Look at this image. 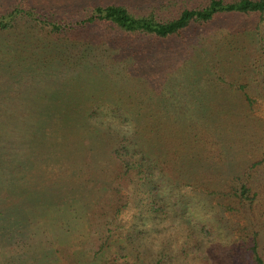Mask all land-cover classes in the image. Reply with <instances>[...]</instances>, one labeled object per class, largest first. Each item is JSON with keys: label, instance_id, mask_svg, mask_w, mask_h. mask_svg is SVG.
Returning a JSON list of instances; mask_svg holds the SVG:
<instances>
[{"label": "trees", "instance_id": "1", "mask_svg": "<svg viewBox=\"0 0 264 264\" xmlns=\"http://www.w3.org/2000/svg\"><path fill=\"white\" fill-rule=\"evenodd\" d=\"M32 11L35 10H29L30 13ZM232 14L264 15V0H209L205 7L185 8L180 16L168 22L158 21L153 16L136 17L120 5H100L74 29H65L61 22L55 23L47 37V47L50 49L49 55L52 54L50 59H54L52 63L57 65L58 62L64 67L69 63L67 57L71 47L84 42L86 48L98 49L106 44L109 36L114 37L112 32L121 37L112 44L114 55L108 63L113 67L119 65L112 70L122 78L120 85L123 86L125 96L134 99L136 103L138 101L134 110L126 109L131 119L126 118L125 121L139 119L135 137L138 140L139 136V143L133 153L130 147L122 146L123 150L116 149L107 155V142L96 138L95 145L107 155L104 160L100 158V161L90 154L89 149L93 145L83 148L88 143L83 141L79 132L84 131V136L88 134L87 121L92 112L89 113L87 108L82 107L90 105L94 99L88 91V82L94 76L96 83L95 77L103 80L101 76L104 78L107 74L101 69L85 70L84 81L80 84L75 82L69 88L67 96L63 94L66 92L64 90L48 100L46 112L42 113L43 119L37 124L39 130L32 132L31 153L14 156L0 152V244L9 243L11 236L19 232L15 227L21 228L23 222L27 223L30 213L35 212L33 203L38 204L44 199V207L53 201L56 209L69 213L68 219L77 222V228H81L85 237L89 238L90 245L97 249V255L102 256L104 264H146L147 261L149 264L204 263L205 259L200 256V234L194 231L195 228L188 219V216L197 215L193 210H181L179 201L167 203L162 191L174 187L178 189L181 185H187V181L193 180L211 195L219 193L227 204V211L236 210L238 204L246 209V202L253 210L258 193L253 191L254 185L249 176L251 170L249 168L250 172L245 176L239 174L238 166L233 167L234 161L241 154L230 145V136H234L231 125L236 121L249 126L246 107L243 106L240 112L233 109L236 104L224 100L208 104L204 110L197 108L191 111L184 110L183 107L169 110L166 105L158 109L155 104H161L162 100L180 98L183 102L187 98L182 97L187 95L179 91L168 97L159 94V90L152 94L147 88L140 86V77L133 75L134 70L128 71L130 67H120L126 65V57L129 55L127 51L133 52L135 48L131 43L133 40L140 37L182 39L194 25L212 26L214 23L218 24L219 16ZM23 16L24 9L21 5L5 11L0 3V32L8 34L7 38L5 36L6 47L11 55V60L7 61L8 67L1 64L0 71L11 79L25 69V61L20 60L23 52L29 54L27 56H33L36 50H42L31 45L30 41L25 42L22 35L19 38L12 36L13 31L21 27ZM252 34V31L235 30L220 39L209 38L199 42L201 57L205 58L204 66H208L211 73L218 74V81L227 82L230 67H237L243 74L250 69L248 57L254 50L250 42ZM262 47L259 59L261 65H264V45ZM191 54L188 56L194 59V53ZM32 59L34 64L26 68L31 74L37 65L35 59ZM193 61H186L185 69ZM49 66L50 62L47 60L43 67L50 69ZM133 80L137 84H132ZM239 83V88L244 90L247 83ZM237 96L243 104L249 101L248 97L244 100L242 95ZM74 97L79 99L75 101ZM68 102L70 104L65 108H74V105L82 107L78 106L80 110L69 111L61 106ZM259 132L257 129L256 137L250 135L249 139L254 142L259 138ZM243 140L245 139L240 138L236 144L240 145ZM51 157L54 158L53 165L48 163ZM112 158L118 162L111 161ZM263 164L264 154L258 163L253 164L252 169ZM219 169L224 170V174L218 173ZM131 187V195L121 194L122 190H130ZM13 192L22 193V198H18L20 205L13 203ZM29 193L34 196L31 197ZM130 204L135 205L134 220L124 232L116 219ZM167 204L174 211L169 212ZM28 210L30 213H27ZM208 226V221L202 224L203 234L207 233ZM251 242L254 264H264L263 256L258 250L257 234L253 235ZM80 261L82 260L69 257L63 264H81ZM21 262L13 255L2 259L0 264Z\"/></svg>", "mask_w": 264, "mask_h": 264}, {"label": "rangeland", "instance_id": "2", "mask_svg": "<svg viewBox=\"0 0 264 264\" xmlns=\"http://www.w3.org/2000/svg\"><path fill=\"white\" fill-rule=\"evenodd\" d=\"M208 2L209 0H0L5 11L19 5L24 9L22 25L13 31L12 36L19 38L22 35L25 37V42L30 41L31 45L34 44L35 47L42 49L36 50L33 56H27L29 54L25 52L20 55V60L25 61L23 62L25 69L16 77L8 78L0 71V152L14 156L31 153L32 134L39 130L37 124L43 119L42 113L46 112L48 100L64 90L66 92L63 94L67 96L70 92L69 88L75 85V82L80 84L84 81L86 77L84 71L87 69L94 71L101 69L107 72L104 78L101 76L103 80L97 76L95 83L93 76L88 82V91L94 96L91 104L84 107L74 105V108L70 106L69 109L65 107L69 106L70 102L60 104L69 111L80 110L79 107H82L87 108L89 113L92 112L87 121L88 134L84 136V131L79 132L83 141L88 143L83 148L93 145V148L90 146L89 151L98 161L100 158L104 160V157L106 158L116 149H121L122 146L133 149L131 153L135 152L139 143V136L138 140L135 139L139 119L127 122L125 119H131L126 109L134 110L138 101L136 103L134 99L125 96L123 86L120 85L122 78L113 71L119 65L113 67L108 63L110 57L114 55L112 44L114 45L120 36L112 32L115 38L109 36L105 41L106 44L98 49L86 48L84 42L71 47L68 49L70 54L67 53L69 63L65 67L58 62L57 65L52 63L54 59H50L52 54L49 55L47 37L50 36L49 33L52 32L55 23L61 22L65 29L72 27L74 29L80 22L90 17L94 8L100 5H120L136 17L153 16L158 21L168 22L180 16L185 8H202ZM31 9L35 11L30 13ZM217 22L218 24L214 23L208 27L194 25L182 39L160 40L140 37L136 41L133 40L131 43L135 48L133 52L127 51L129 55L126 57V65L120 68L130 67L128 71L134 70L133 75L140 77L142 83L140 86L147 88L152 94L153 91L159 90V94L168 97L172 96L173 92L179 91L187 95L182 97L187 98L183 102L180 98L162 100L161 104H155L158 109L166 105L169 110L180 107L191 111L197 108L204 110L207 109L206 105L224 100L236 104L233 109L240 112L243 106L246 107L249 126L244 122L241 123L242 121L241 124L235 121L230 128L234 133V136H230V145L234 150H239V155L241 154L236 161L233 160V167L238 166L239 174L245 176L249 174V168L251 170L249 176L254 185L253 191L258 193L253 210L246 202V209L238 204L236 210L227 211V204L219 193L211 195L205 188L198 187L197 182L193 180L187 181V185H181L178 189L168 188L162 192L167 203L179 201L181 210H193L197 215L188 216V219L194 226V231L200 234V238L197 237L201 242L200 256L205 259L202 264H254L251 241L255 234L258 235V250L264 259V164L252 169L253 164L258 163L264 154V65H261L259 59L264 45V15H222L217 18ZM235 30L253 32V36L251 35L253 39L250 42L254 50L248 57L250 69L243 74L237 67V69L230 67L227 71V75H230L227 82L218 81V74L211 73L208 66H204L205 58L201 57L202 49L199 42L209 38L217 40ZM5 36L7 38L8 34L0 32V65L3 66H7V61L11 60ZM191 53H194V59L188 56L192 55ZM32 58L37 65L31 74L26 68L34 64ZM47 60L50 62V69L43 67ZM188 60L194 61L189 62L190 66H187L189 68L185 69V62ZM39 67L43 68L39 70ZM239 82L247 83L244 90L239 88L241 85ZM91 84L94 86L91 87ZM132 84L137 83L133 80ZM237 95H242L244 100L248 97L249 101L243 104ZM78 99L74 97L75 101ZM114 125H130L133 129L132 133L122 135ZM256 127L260 130V135L252 142L253 140L248 136L256 137L257 129L254 130ZM96 138L107 142L106 156L105 151L102 152L95 145ZM240 138L245 140L240 145L236 144L239 143ZM53 160L54 158L51 157L49 165H53ZM111 161L118 162L114 158ZM218 173L224 174V170L219 169ZM132 190V187L130 190L124 189L121 194L131 195ZM21 194L13 192L15 205H20L18 198H22ZM29 194L31 197L34 196ZM43 200L38 204L33 203L35 212L31 214L29 210L27 211L30 213L27 223L23 222L21 228L15 227L19 232L11 236L9 243L0 244V261L5 257L16 255L22 261L21 264H63L69 257L82 260L81 264L82 262L104 264L102 256L97 255V249L90 245L89 238L85 237L81 228H77V222L68 219L69 213L56 209L53 201L49 206L44 207ZM134 207L135 205L130 204V207L117 216L116 222L121 225L124 232L134 220ZM166 208L169 212L174 211L169 204ZM202 221L209 222L206 234H203ZM146 264H149L148 261Z\"/></svg>", "mask_w": 264, "mask_h": 264}, {"label": "clouds", "instance_id": "3", "mask_svg": "<svg viewBox=\"0 0 264 264\" xmlns=\"http://www.w3.org/2000/svg\"><path fill=\"white\" fill-rule=\"evenodd\" d=\"M114 127H116L117 130L120 131L122 135H130L133 130L132 126L130 125H127V126L114 125Z\"/></svg>", "mask_w": 264, "mask_h": 264}]
</instances>
